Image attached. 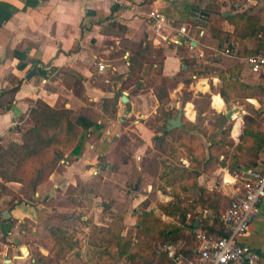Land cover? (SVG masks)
<instances>
[{
  "label": "crops",
  "instance_id": "obj_1",
  "mask_svg": "<svg viewBox=\"0 0 264 264\" xmlns=\"http://www.w3.org/2000/svg\"><path fill=\"white\" fill-rule=\"evenodd\" d=\"M195 4L204 7L207 2L206 0H0V138L9 134L16 136L22 134L29 123L27 113L38 99L56 108L70 109L74 117H87L102 125L100 128H88L82 141L81 151L74 156L66 154L59 167L35 189V196L46 194L52 197L55 191L72 185L77 187L75 180L80 181L77 187L78 195L87 196L88 201L92 200V204L99 201L103 209L106 206V210L112 216L108 220H112L113 217L119 220L120 235L127 237L129 228L136 220L131 210L138 207L134 211L139 212L141 205L148 201L150 185L137 189L138 185L135 184L131 192L127 190L126 186L131 179L133 167L129 165L125 172L119 169L122 165L112 161L111 148L115 138L120 135L119 128L125 129L133 124V130H137L142 141L140 146L134 148L133 153H138L142 147L151 146L150 143H154L158 136L167 142L174 140L178 129L185 127L187 122L194 123L191 121L192 117H189L194 111L188 105H183L178 110L175 108V115L170 118H175L178 111L182 110V125L163 134L168 117L165 119L162 134L154 133L145 126V123L148 117L157 113L159 107L157 96L152 90L144 88H138L136 92L129 90L120 92L121 81L129 77L127 60L130 50L125 49L122 56L113 55L123 49L125 41L139 40L146 36L153 43L155 34L147 17L151 9H158L163 13L171 9L177 15H183V11L188 9L187 19L182 22L194 20L198 28L199 25L204 26L205 24H202L198 17H193L192 9L196 7ZM225 10L227 9L222 7L221 11ZM207 13L210 16L209 12ZM113 22L124 25L125 33L112 26ZM194 34L193 40L190 41L192 48L188 47L190 49L188 52L192 51L193 55L195 50L200 49L196 31L193 32ZM153 45L162 52L164 74H171L180 60L193 57V55H182L184 44L164 46L153 43ZM98 62L105 63L106 68L99 70ZM182 65L183 62L181 67ZM32 69H35L34 74L27 78ZM143 72L142 68L137 75L142 76ZM196 75L191 73L193 81H200L203 88L204 79ZM254 75L250 78L254 79V84L247 83L243 79L239 81L248 85L264 86V76L257 73ZM140 80L142 81L141 77ZM122 94L128 98L126 103L120 99ZM115 95H118V101L112 99ZM217 95L224 103L219 109L226 120V125L223 124L221 127L219 124L211 125L212 128L210 127L207 133L197 130L194 133L190 130V133L196 137L191 140L195 154H200L196 146L197 138H200L204 147V157L207 159L212 141L222 140L224 148L229 150L238 144L244 128L243 116L248 113V107L264 108V102L261 105L256 97L239 96L227 100L221 94ZM235 101L238 102V106L235 105ZM229 111L231 115L227 117ZM185 114L187 119L183 117ZM224 130L227 132L223 133ZM212 147L213 164H209L207 171L200 172L196 178V185L217 192L222 197H235L240 189L239 179L244 177V174L230 172L228 170L230 157L224 161L217 146ZM161 155L170 157L166 153ZM182 157L183 167L187 169L184 173H189L190 165L192 167L195 164L188 159L186 153ZM165 164L171 163L165 162ZM247 169L249 168L244 167L243 172L245 173ZM195 193L191 192L187 195H192L194 199ZM15 202L11 209L0 211V232L4 233L2 235L7 241L1 253L3 260L11 264L13 259H5V253L12 250V257L15 258L16 251L21 245H25L22 238L17 236L19 226L30 223L28 218L31 222H37L38 214L45 209V206L38 201H35V206L17 200ZM149 206L150 201L148 208L151 209ZM152 208L157 210L156 204ZM5 211L9 213L8 217H3ZM94 223L102 229L101 222L94 221ZM190 223V214H187L185 226ZM83 226L87 228L85 223ZM195 226H199V222H195ZM25 231L22 229L21 233L25 234ZM116 234H118L117 230ZM237 240L240 244L248 245L259 255L254 264H264V198L259 204V212L245 233ZM24 248L21 252L26 255Z\"/></svg>",
  "mask_w": 264,
  "mask_h": 264
},
{
  "label": "rangeland",
  "instance_id": "obj_2",
  "mask_svg": "<svg viewBox=\"0 0 264 264\" xmlns=\"http://www.w3.org/2000/svg\"><path fill=\"white\" fill-rule=\"evenodd\" d=\"M206 2L207 4L204 7L210 16L205 20L204 26L199 25V28L204 31L203 34H196V38L200 42V49L198 51L195 50L193 55L192 51L188 52L190 50L188 45L184 44L182 46L184 50H181L182 55H193L194 65L189 72L182 70L181 63L183 61L180 60L179 65L172 69L171 74H164L162 52L151 42V47L149 46L147 51L146 64L143 67V75H134L121 81L120 92L124 90L136 92L138 88H144L152 90L159 98L157 113L148 117L145 123V126L156 134H162L164 130L166 112L171 107L178 110L183 105L192 107L194 111V114H189V117H192L191 121H194V123L187 122L185 127L194 126L197 131L207 133L214 124H219V127L223 124L226 125V120L219 109L223 107L224 103L217 94L227 88L229 82L236 77L237 79L245 80L247 83L254 82V79L250 78L254 77L255 73L250 72L245 67L242 57L234 58L221 52L224 45L230 42L240 55H245L243 54L245 49L253 48L257 38L249 39L248 37H241L235 31L233 33V26L228 23L225 16L230 15L228 13H231V10L239 9L232 8L222 12L220 10L222 7L217 3V0H206ZM223 7H225L224 4ZM248 8L253 12V21L258 22L257 27L264 26V1L258 0L255 4L243 7L240 10ZM183 12V15H177L170 9L165 13H167L166 15L173 21L174 25H186L190 32L196 31L197 33L199 28H197L198 24L196 21L182 22V20L186 21L187 19L188 9ZM190 35L192 38L195 36L192 32ZM162 44L171 46V44L166 42H162ZM199 53H202L203 56H199ZM191 73H196L198 78L204 79L205 86L203 88H201L202 83L200 81H193ZM235 105L238 106V102L235 101ZM183 117L187 119L186 114ZM28 122L27 127L31 125L29 118ZM133 128V124L125 129L119 128L120 135L115 138L111 148L112 161L122 165L119 169L126 172L129 165L133 167V177L131 176V179H129V184L126 186L127 190L131 192L135 184L138 185L137 189L149 184L148 201H150V208L154 207L155 204L166 203L167 201L174 202L183 199L190 202L193 198L192 195L184 194L178 184L166 185L165 181L160 179V175L165 169V162L172 164L174 174L187 170L183 167L181 159L185 154L184 150L172 140L168 143L174 144V148L176 146L173 156H162V153L155 145L156 142L150 143L151 146L146 148L142 147V150L138 153H133L134 148L142 143L137 130H133ZM196 130H193L194 133L197 132ZM20 138L21 135L9 134L3 136L0 138V146L6 148L11 142H19ZM132 155L134 156L131 157ZM125 160L129 162L124 163ZM75 181L77 187H79L81 182ZM77 187L72 185L65 189H59L55 191L56 193L52 197L46 194L37 197L35 196V191L32 192L27 184L8 182L5 188L2 189L0 186V211L2 209H11L16 200L32 206H35V201H38L45 206L44 212L38 214L39 219L37 222H31L28 218L30 223L19 226V234L17 236L20 239L22 238L25 245H21L20 249L16 251L17 256L15 258L12 257L13 251L8 250L5 253V259H13L12 264H127L128 262L117 253L119 237L116 234V230L121 236V231L118 227L120 221L114 218L113 221L108 220L109 217H112L110 212L106 209L103 210L99 201L92 204V200L88 201L87 196L82 195L80 197L77 193ZM134 210H131V213L136 216L135 223L129 228L126 234L127 237L124 238L122 236L124 240L128 238L132 240V243L135 244L133 250L137 249L138 246H142V238L139 241L134 239V231L137 228V213ZM155 213L160 215L159 210H155ZM160 218L166 222H178L177 217H170L164 214L160 215ZM94 221L101 222L102 229L98 228L99 226H96ZM83 223L87 225V228L83 226ZM52 227L62 229L66 236L71 237V241H76L75 247L70 251L64 248L61 249L55 237L49 234V229ZM22 229L26 230L25 234L21 233ZM2 234L4 235L3 232H0V264H11V262L3 260L2 257L1 250L3 245L7 244L6 238ZM23 247L27 248L23 249L26 255L21 252ZM141 252L145 255L148 249L146 250L143 247ZM136 264H144V262L139 260Z\"/></svg>",
  "mask_w": 264,
  "mask_h": 264
},
{
  "label": "trees",
  "instance_id": "obj_3",
  "mask_svg": "<svg viewBox=\"0 0 264 264\" xmlns=\"http://www.w3.org/2000/svg\"><path fill=\"white\" fill-rule=\"evenodd\" d=\"M217 3L223 7L221 0H217ZM195 6L194 8L199 11L208 12L205 7L196 4ZM231 11V14L226 15L225 19L233 26V33L235 31L241 37L257 38V41L253 48L245 49L243 53L245 55H240L230 42L224 45L222 51L230 48L232 52L227 56L234 58L264 51V26L257 27L258 22L253 21V12L249 8ZM180 24L182 23L180 22ZM111 25L117 27L122 33L126 31V27L120 23L113 22ZM125 44H130V46ZM123 45V49H120L113 56H122L124 50L129 48L130 53L128 60L126 59L129 77L137 75L146 63L147 51L149 46L151 47V41L144 36L139 40L125 41ZM183 65L187 67L186 71H189L193 68L194 59L192 57L183 59ZM227 86L228 89L224 88L220 93L227 100L240 96L241 98L256 97L261 105L264 102V86L248 85L240 82L237 77L233 78V81H230ZM112 99L118 101V95ZM157 99L159 101V98ZM175 112L174 108L170 109L166 112V118L173 117ZM27 116L31 125L24 129L20 141L11 142L6 148L0 146V186L2 189L8 182H19L29 185L31 191L34 192L59 167L66 154L74 156L81 151L82 141L88 128H100L102 126L87 117H74L70 109L56 108L40 99L30 108ZM243 123L244 128L238 144L229 150L224 148L222 140L212 141L209 146L208 159L204 157V147L200 138H197L196 142L200 154H195L191 140L196 137L190 133V130H196V127H183L177 130L174 136L175 143L184 150L188 159L195 165L192 167L190 165L191 171L189 173L181 172L175 175L171 164H165V170L160 175V179L164 180L166 185L178 184L184 194L196 192L195 198L190 202L182 199L181 201H167L156 205L160 215L177 217V223L163 221L160 215L155 213V209L148 208V201H145L138 209L139 212H136L137 228L134 237L138 241L142 238V246L133 250L135 244L132 243V240L129 238L124 240L122 236L117 234L119 237L117 253L128 262L127 264H136L139 260H143L144 264H174L164 251L158 250V244H174L179 253L193 258L198 246L196 239L198 231L216 238L227 236V227L221 218L226 207L235 197H222L217 192L199 187L196 185V178L201 171H207L210 163L213 164L212 146H217L220 151L219 154L224 157V161L230 157L228 170L232 173L238 172L245 175L244 167L256 168L264 160V108L248 107V113L243 116ZM225 132L227 130L223 131V133ZM155 142L161 153L174 155L176 151L174 144L161 140L160 136L156 138ZM106 208L105 206L104 209ZM187 214H190L191 223L185 226ZM195 222H199V226H195ZM49 234L55 237L61 249L70 251L77 244L76 241H71V237L66 236V233L58 227L50 228ZM143 247L148 249L145 255L141 252Z\"/></svg>",
  "mask_w": 264,
  "mask_h": 264
},
{
  "label": "built area",
  "instance_id": "obj_4",
  "mask_svg": "<svg viewBox=\"0 0 264 264\" xmlns=\"http://www.w3.org/2000/svg\"><path fill=\"white\" fill-rule=\"evenodd\" d=\"M221 1L226 9L237 8L240 10L255 4L258 0ZM147 17L155 34L154 44L160 45L162 42L176 46L187 44L192 48L190 41L193 39L190 33L193 34V31L190 32L186 25H174L173 21L158 9H151ZM203 32L199 28L197 35H201ZM231 52L230 48H226L221 53L227 55ZM199 56H203V54L199 53ZM242 62L250 72L264 76V51L242 57ZM97 66L99 70L106 68V64L103 62H98ZM239 180L240 189L221 218L227 227V236L216 238L198 231L196 233L198 246L193 258L179 253L176 246L170 243L158 244V250L164 251L174 264H254L259 255L248 245L240 244L237 239L245 233L259 212V204L264 198V160L256 168L247 169L244 177Z\"/></svg>",
  "mask_w": 264,
  "mask_h": 264
},
{
  "label": "water",
  "instance_id": "obj_5",
  "mask_svg": "<svg viewBox=\"0 0 264 264\" xmlns=\"http://www.w3.org/2000/svg\"><path fill=\"white\" fill-rule=\"evenodd\" d=\"M192 14H193L194 17H199L202 24L206 23L205 20L208 17V13L207 12L199 11L198 9L193 8L192 9ZM228 14H231V13H228ZM182 69L185 70L186 66L183 65ZM34 72H35V69H32L31 72L29 73V75H27V78L30 77L31 75H33ZM120 99H121V101L123 103H126L127 100H128V98H127V96L125 94H122L120 96ZM230 115H231V111H229L226 116L230 117ZM181 125H182V110H179L175 118H168L167 119V125L165 127V130L163 131V134L168 133L172 129L179 128ZM8 216H9V213L7 211H5L3 213V217H8Z\"/></svg>",
  "mask_w": 264,
  "mask_h": 264
}]
</instances>
